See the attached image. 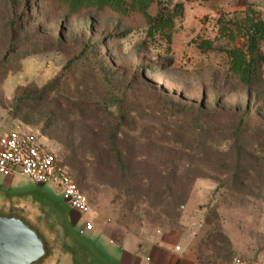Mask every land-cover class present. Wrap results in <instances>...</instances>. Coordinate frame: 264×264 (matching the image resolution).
Here are the masks:
<instances>
[{"label": "rangeland", "instance_id": "rangeland-1", "mask_svg": "<svg viewBox=\"0 0 264 264\" xmlns=\"http://www.w3.org/2000/svg\"><path fill=\"white\" fill-rule=\"evenodd\" d=\"M123 1L0 0V132L38 135L92 209L72 226L54 185L0 174V215L40 237L33 264H110L125 247L103 235L128 233L264 263V41L259 84L230 55L264 0H153L174 12L169 42Z\"/></svg>", "mask_w": 264, "mask_h": 264}, {"label": "built area", "instance_id": "built-area-1", "mask_svg": "<svg viewBox=\"0 0 264 264\" xmlns=\"http://www.w3.org/2000/svg\"><path fill=\"white\" fill-rule=\"evenodd\" d=\"M0 174L7 177L20 175L38 185L52 184L60 191L70 209L80 215L92 210L87 196L80 190L67 168L35 133L14 130L0 132ZM92 229L91 222L85 220L81 232ZM228 264L264 263L233 257Z\"/></svg>", "mask_w": 264, "mask_h": 264}, {"label": "trees", "instance_id": "trees-1", "mask_svg": "<svg viewBox=\"0 0 264 264\" xmlns=\"http://www.w3.org/2000/svg\"><path fill=\"white\" fill-rule=\"evenodd\" d=\"M59 1L66 5L69 14H75L86 8H91L95 11L110 10L120 14L129 13L123 0ZM152 1L153 0H133L132 10L138 12L144 19L145 24L148 25V34L152 35L154 32L162 33L169 42L171 38V30L173 28L174 12L158 11L155 15H151L148 12V8ZM246 18L248 25L245 24L236 27L239 29L238 32L242 31V36L244 38L243 46L245 48V53L249 55V58H246L245 53H243L240 48H233L230 51L232 60L231 66L233 73L238 76L243 86H253L261 82L260 64L262 58L259 51V43L260 41H264V20L260 17Z\"/></svg>", "mask_w": 264, "mask_h": 264}, {"label": "crops", "instance_id": "crops-1", "mask_svg": "<svg viewBox=\"0 0 264 264\" xmlns=\"http://www.w3.org/2000/svg\"><path fill=\"white\" fill-rule=\"evenodd\" d=\"M7 181L4 180V183H8ZM73 212V209L69 210L72 226L76 225L81 216L76 211L77 214ZM81 229L82 226L80 231ZM103 236L125 247V250L119 253V258L110 264H228L230 261L228 256L209 255V252L188 244L184 237L170 239L162 235L147 236L136 233H128V236L119 238L109 234ZM175 247L179 248L175 249ZM97 252L103 254L99 249ZM95 264H103V262Z\"/></svg>", "mask_w": 264, "mask_h": 264}, {"label": "water", "instance_id": "water-1", "mask_svg": "<svg viewBox=\"0 0 264 264\" xmlns=\"http://www.w3.org/2000/svg\"><path fill=\"white\" fill-rule=\"evenodd\" d=\"M44 254L34 230L19 218L0 215V264H33Z\"/></svg>", "mask_w": 264, "mask_h": 264}]
</instances>
